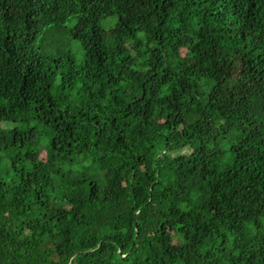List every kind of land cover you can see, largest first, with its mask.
I'll use <instances>...</instances> for the list:
<instances>
[{"label": "trees", "instance_id": "obj_1", "mask_svg": "<svg viewBox=\"0 0 264 264\" xmlns=\"http://www.w3.org/2000/svg\"><path fill=\"white\" fill-rule=\"evenodd\" d=\"M0 264H264V0H0Z\"/></svg>", "mask_w": 264, "mask_h": 264}, {"label": "rangeland", "instance_id": "obj_2", "mask_svg": "<svg viewBox=\"0 0 264 264\" xmlns=\"http://www.w3.org/2000/svg\"><path fill=\"white\" fill-rule=\"evenodd\" d=\"M106 25L108 26L109 20L106 19ZM43 45L44 47L48 46L49 50L55 49V48H61L65 45H68V47L72 48L73 51H76L77 49V43L74 41H68L66 35L58 34L52 41L47 40L46 38H43ZM76 58H79V53L75 52Z\"/></svg>", "mask_w": 264, "mask_h": 264}]
</instances>
